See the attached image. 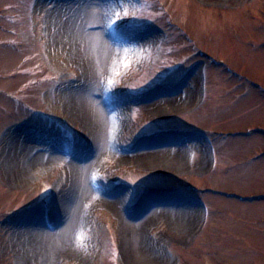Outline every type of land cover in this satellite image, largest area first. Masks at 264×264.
Here are the masks:
<instances>
[{
    "label": "rangeland",
    "instance_id": "rangeland-1",
    "mask_svg": "<svg viewBox=\"0 0 264 264\" xmlns=\"http://www.w3.org/2000/svg\"><path fill=\"white\" fill-rule=\"evenodd\" d=\"M6 74L0 264H264V0H0Z\"/></svg>",
    "mask_w": 264,
    "mask_h": 264
},
{
    "label": "bare ground",
    "instance_id": "bare-ground-1",
    "mask_svg": "<svg viewBox=\"0 0 264 264\" xmlns=\"http://www.w3.org/2000/svg\"><path fill=\"white\" fill-rule=\"evenodd\" d=\"M98 113V112H97ZM97 116L99 114H96ZM103 122V121H102ZM167 143H170V141L168 142L167 140L164 141V140H161V141H157V142H154L153 143V146L152 148H149L147 151L145 152H141L142 149H139L137 150V155L138 156H144L147 160H149L151 163H158V162H161L163 161L165 158V153L167 152H172V147H173V144L170 143L169 145H167ZM177 150V148H176ZM171 161L176 164L179 163V153L177 154V156L175 158H172ZM142 214V212H139V215ZM178 214V213H177ZM179 215V214H178ZM146 216V215H145ZM142 220L144 219L145 222L144 223H148L150 222L151 217H144L142 216ZM168 217H170L168 215ZM134 228V234L136 235V233L138 234L139 232H141V229L139 230V228H137L136 225L133 226ZM135 237V236H134ZM140 243L138 241H135L132 245V248H131V251L128 253L129 255V259H131L130 261L133 263V264H148V263H145L142 259H141V250H140ZM133 250V251H132ZM131 256V258H130ZM149 264H155L154 261H151L149 262ZM157 264V263H156Z\"/></svg>",
    "mask_w": 264,
    "mask_h": 264
},
{
    "label": "snow or ice",
    "instance_id": "snow-or-ice-1",
    "mask_svg": "<svg viewBox=\"0 0 264 264\" xmlns=\"http://www.w3.org/2000/svg\"><path fill=\"white\" fill-rule=\"evenodd\" d=\"M98 0H76L77 7H87L89 5L97 4Z\"/></svg>",
    "mask_w": 264,
    "mask_h": 264
},
{
    "label": "flooded vegetation",
    "instance_id": "flooded-vegetation-1",
    "mask_svg": "<svg viewBox=\"0 0 264 264\" xmlns=\"http://www.w3.org/2000/svg\"><path fill=\"white\" fill-rule=\"evenodd\" d=\"M2 78H3L4 81H5V80H8V79H7V74L4 75V76H2V77L0 76V81H2ZM5 82H6V81H5Z\"/></svg>",
    "mask_w": 264,
    "mask_h": 264
}]
</instances>
